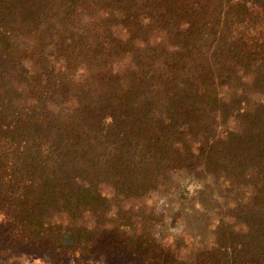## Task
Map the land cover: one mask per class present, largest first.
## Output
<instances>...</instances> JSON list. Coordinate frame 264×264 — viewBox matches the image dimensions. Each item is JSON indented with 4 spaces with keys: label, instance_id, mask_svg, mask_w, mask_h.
Wrapping results in <instances>:
<instances>
[{
    "label": "trees",
    "instance_id": "16d2710c",
    "mask_svg": "<svg viewBox=\"0 0 264 264\" xmlns=\"http://www.w3.org/2000/svg\"><path fill=\"white\" fill-rule=\"evenodd\" d=\"M262 31L264 0H0L2 256L171 264L148 202L184 170L247 194L198 255L264 264Z\"/></svg>",
    "mask_w": 264,
    "mask_h": 264
},
{
    "label": "rangeland",
    "instance_id": "374dc122",
    "mask_svg": "<svg viewBox=\"0 0 264 264\" xmlns=\"http://www.w3.org/2000/svg\"><path fill=\"white\" fill-rule=\"evenodd\" d=\"M230 128L236 129L235 122H230ZM246 201L245 192L233 190L212 176L197 181L184 170L172 172L166 185L160 192L154 193L148 202V212L155 218L150 234L172 256L167 259L171 264H209L208 259L199 256L198 252L204 246L205 250L211 247L212 228L222 222H232L226 208L233 204L242 205ZM140 232L138 228L135 229L137 235ZM21 253L4 257L0 249V264H40L27 253L23 256ZM71 264L82 263L74 261ZM83 264L138 263L133 258H123L106 262L86 261Z\"/></svg>",
    "mask_w": 264,
    "mask_h": 264
}]
</instances>
